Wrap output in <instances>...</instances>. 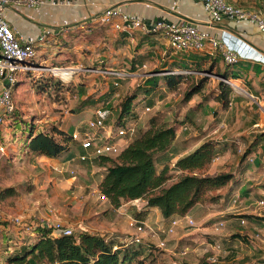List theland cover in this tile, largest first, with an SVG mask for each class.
Segmentation results:
<instances>
[{
  "label": "crops",
  "instance_id": "0c3cea01",
  "mask_svg": "<svg viewBox=\"0 0 264 264\" xmlns=\"http://www.w3.org/2000/svg\"><path fill=\"white\" fill-rule=\"evenodd\" d=\"M226 1L242 10L257 11L261 14L264 13V0ZM110 6H114L121 13L138 18L141 21L143 19L151 21L155 17H161L170 22V24H158L155 29H148L147 31L139 28L116 30L111 26H106L99 22L104 9ZM4 17L18 38L30 41L34 43L37 48L42 49L43 54L40 58H36L37 63L42 65L49 64L46 59H44L47 56L45 54L47 53V49H45L46 46L43 45H50L57 46L56 53H61L59 58L56 56L51 59L53 65L50 66L82 67L86 69L80 71L81 75L88 79H92L94 82L97 81V86L96 88H89V91L92 90V92H88L86 96L85 89L87 86L79 87V93L82 94L81 98L84 99L90 97L91 93H99L97 96L90 99L104 102L107 108L106 121L109 119L107 115L110 112V108L114 107L116 98L120 97V93L126 88L128 81L122 86L119 84L116 85V77L97 74L94 71H90L91 68L103 67L106 69L123 70L127 73L126 80L130 79L132 84L133 82H137L136 86L138 87L140 86L139 82L145 85L142 87V91L145 93L144 95L174 91L169 90L164 81V76L170 74V71H181L185 70L184 68H190L188 69V71H190L189 74H191L190 78L194 81L197 80V77L201 76L203 72L208 71V77H210L208 78V85L209 82L213 83V80L216 81V92L213 94V98L219 93V83L221 82L219 78L225 76L218 74V72H224L226 68V64H224L223 60L220 58L221 55L219 52H214L208 48L203 52L175 51L169 46L168 41L164 37V25L189 21L202 30L216 34L221 38L225 48L239 49L242 53L247 55L264 57V32H262L254 22L250 20L224 18L219 23L208 24L207 13L199 0H65L61 2L42 0L39 4L34 6L17 4L11 1L4 10ZM217 56H220V59L217 64L213 66V62L216 61ZM238 64L241 65V67L237 71L229 69L227 77H225L237 83V88L235 89L230 86L232 92L229 95V106L224 108L216 99L211 101L208 97V112H210L211 109L213 110L211 114L208 115L207 126L200 124L199 127L197 126V130H201L200 134H197L195 131V134L193 133L190 134V136H186V130L183 131L182 129H186L188 125L191 126L190 124L197 125V119L195 118L197 112L193 107L196 103L199 104L201 100L199 99L197 102H194L195 100L193 98L197 95L195 94L192 99L187 102V112H185L187 120L181 124L173 123L175 127V137L169 149L157 155V170H160L165 165L172 168L179 157L189 153L206 140L212 139L220 142H230L238 139L247 141L252 138V134L264 132V65L255 63L249 59H240ZM210 66H213L212 71L209 70ZM232 73L237 75L235 79L230 77ZM31 74L32 73H30V75ZM26 75L28 74H19L14 86L16 87ZM78 76H76V81L79 78ZM181 85L186 87V83H181L179 87ZM8 86L9 83L7 80L0 78V91ZM245 94H247V96ZM125 95L126 93L123 94L122 98ZM90 99H87L86 102ZM202 105L205 106L207 103H203ZM6 121H8V119ZM9 122L10 120L8 123ZM8 123L6 126H8ZM6 126L3 129L0 128V151L5 149L4 143L2 142L4 139L2 138L4 137L2 136L3 133H5L6 139L8 136H10V138L12 137L10 135L11 129ZM241 137H243V139H241ZM17 148L18 152L25 154V152L19 149L18 144ZM82 152L83 149L76 143H74L68 151V153L72 155V158ZM17 156L18 154L13 157V160H15ZM65 156L66 155H62L59 158L65 159V162L68 163L76 161L66 159ZM35 158L46 161L59 159L45 156H37ZM219 158L220 157L217 156L213 163H216ZM83 163L90 166V168L94 167L92 162ZM100 170L101 169L98 168V171ZM254 171L253 167L249 166L243 174H246V172L252 173ZM171 173L176 177L179 171L171 170ZM102 177L103 173L100 174L98 183ZM246 181H248V179ZM98 183L96 191L99 195ZM247 183L248 182H244L240 186L242 192L247 188ZM251 186L252 185H250V187ZM2 189H4V186H0V190ZM260 193L264 194V189H262ZM231 196L233 197V193ZM89 197L87 201L88 206L96 207L93 214L91 213L93 207L89 210L88 214L89 216L92 214L90 217L94 224L95 222L96 224L101 222L102 218H105V216L111 217V211L112 213H116L115 216L121 215L120 217H122L125 215L126 217H130L132 209H128V207L136 205L133 200L123 201L122 204L115 209L105 198L102 201L104 208L98 210L93 195ZM5 199L6 198H4V200ZM2 200L3 199H0V202H3ZM141 204H143V209L146 213L145 220L147 219L148 212L154 211L160 215L157 221L164 222L158 208H144L143 201H141ZM196 206L188 213L194 211ZM8 213L9 206L5 208L0 207V216L3 219L0 220V227L3 228L0 231V246L4 245L6 242H11L8 240L10 238V233L6 232L9 230L10 225L4 223V219H8V215H10ZM258 215L260 216L261 214H257V216ZM111 219H113L114 222L112 221L110 223H116V228H120L121 224H123L122 218L118 221L114 218ZM250 221L259 224V219L255 217L251 218ZM63 222L71 226L70 221ZM102 228L103 227L98 224L96 227H92L93 230L89 232L108 233L109 235L116 236L120 241L125 238L120 237L117 231L109 230L108 227H104L105 230H102ZM29 235L31 237L20 245L30 242L33 239L34 233H30ZM20 245L13 248H19ZM0 248L6 247L2 246ZM180 249L182 248H167L164 250L165 252L162 258L170 264L174 262L172 259L173 257L178 259L179 264H195L197 262V260H193L194 255L191 253L181 256ZM208 249L211 248H206L207 251ZM239 249L241 252L236 251V255L232 258L226 256V261L222 258L223 261H221V263L233 264L238 259L244 260L254 256H264V248ZM149 250V248L146 249V255L149 254ZM231 253H234V251L231 250ZM3 258L4 256H1L0 259L3 260L4 264H23L9 263L4 261Z\"/></svg>",
  "mask_w": 264,
  "mask_h": 264
},
{
  "label": "rangeland",
  "instance_id": "374dc122",
  "mask_svg": "<svg viewBox=\"0 0 264 264\" xmlns=\"http://www.w3.org/2000/svg\"><path fill=\"white\" fill-rule=\"evenodd\" d=\"M43 46H46L45 49H47V53H45L47 56L44 59L49 63V66L53 65L51 59L56 56L59 58L61 53H56L57 46ZM42 54V49L37 48L36 58H40ZM240 67L241 65L237 62L230 65L229 69L237 71ZM196 73L199 74L198 72ZM27 74L16 87L12 86L14 111L20 112V115L24 118L23 120L34 118V122L43 128L50 129L52 126H57L63 130L73 132L86 129V123L89 119L95 117L94 110L97 107L102 108L104 118L106 117L107 108L104 102L90 99L97 96L98 92L91 93V96L85 99L81 98L82 94L79 93V87L87 86L85 89L86 96L88 92H92V90L89 91V88H96L97 86V81L94 82L92 79L86 78L81 75V72L74 74L67 81H62L64 84H57V87L55 85H36L38 80H44V78L52 77L53 80H58L59 77L56 75L49 73L40 75H36V73ZM208 74V71L201 74L206 84L202 91L193 98L194 102L201 100L199 104L196 103L193 107L197 112V116H195L197 125L190 124L191 126L188 125L186 129H182L183 131L186 130V136L195 134V131L200 134L201 130H197V128L200 124L207 126L208 115L213 110L211 109L208 112V97L211 101L215 98H213V94L216 92V81L213 80L214 82H209L208 85V78H210ZM233 74L231 78L235 79L236 76L234 75L236 74ZM76 76L79 77V81H76ZM125 78H115L117 84L121 86L126 81L128 83L126 88L120 93V97L116 98L114 107L110 108V112L107 115L109 117L107 119L108 123L117 120L119 104L123 94L130 93L133 90H136L138 95L132 105L131 112L122 119V126L134 123L139 128L147 122L149 116L157 113H161V116L163 115L165 119L174 124H181L187 120L185 112H187L186 108L188 105L187 102L183 101L186 87L181 85L174 91L144 95L142 87L145 85L143 83L139 82L140 86L138 87L136 86L137 82L132 84L130 79L126 80ZM235 84L237 85V83ZM245 95L247 96V94ZM87 99L90 100L86 102ZM203 103H207V105L204 106L202 105ZM145 107H149L150 110L145 111ZM8 121L0 128L3 129ZM6 127L10 128L9 125ZM15 132L17 135L11 132L10 135L12 137L8 136L7 139L5 133H3L2 136L4 137L2 138L4 139L2 142L5 149L0 151V186H4V190L2 189L3 196L0 197L4 203L0 202V207L9 206L8 214L10 215H8V220L4 223L10 225L9 230L6 232L10 233L8 240L11 241L2 245L6 248H0V258L1 256H7L8 252H13L15 249L13 247H17L31 237L29 234L32 232H23L21 228L10 221L14 217L23 218V221L27 223L32 218H45L63 224H65L63 221H70V227L73 228L75 233L81 229L93 230L94 228L92 229V227H96L98 224L103 227L102 230L108 227L109 230L117 231L120 237H130L135 232L134 228L129 225V221L138 211L137 206H142L141 201H138L134 206L128 207V209H132L130 217L125 215L122 217H120L121 215L115 216L116 213H112L109 209L112 216H105L101 222L97 224L95 222L94 224L90 216L96 210V207L88 206L87 201L90 198L89 196L93 195L98 210L104 208L103 199L99 198L96 191L99 176L104 171L102 169L98 171L96 166L90 168L87 164L77 160L73 163L65 162L63 158L46 161L35 158L37 156L32 154L18 152L16 142L21 131L17 127ZM260 133L252 134V138L246 142L238 139L232 145L227 142L229 143L226 146L227 150L221 152L218 161L207 168L206 171L210 174H215L219 171H230L236 181L233 184L229 182L222 188L212 191L205 197V202L197 204L196 209L188 213L194 220V224L189 225L182 221V224L173 233L167 234L165 229L168 223L157 221L158 217H160L157 212H148L147 219H144V221L154 233L145 230L140 234L141 243L135 244L142 250L150 249L149 254H145L146 257L144 258L147 264H166L167 261L162 257L164 250L167 248H182L180 251L186 249L187 254L191 253L194 255L193 260H197L195 264L201 261L202 256H206L209 263L210 256L216 257L217 263L222 264V258L226 261V256H229V258L234 257L236 251L241 252L239 248H264V204H258L260 199L264 200V194L260 193L264 189V139L256 140L255 145H253L255 146L253 149L256 148L255 151L246 159L250 167H253L255 171L252 173L246 172V174L242 175L236 170L239 168L241 155L250 147L253 137L259 136ZM72 146L73 143L69 144V149ZM16 154L18 156L13 160ZM71 170L74 171L73 174L70 172ZM247 179L248 181H246ZM244 182L248 183L246 184L247 188L242 192L240 186ZM250 185L252 186L250 187ZM8 188L10 190L6 191ZM227 191L233 193V197L226 195L228 194ZM216 195L221 196L220 199L217 197L216 201H211V197ZM4 198L6 199L4 200ZM89 210L92 211L90 216L88 215ZM257 214L261 215L257 216ZM248 216L258 217L259 224L250 221L251 218ZM111 218L116 219V221L122 218L123 224H121L120 228H116V223H110L114 222ZM242 219L244 223L241 222ZM160 241L165 242L164 247L156 246ZM206 248L211 249L207 251ZM231 250L234 253H231ZM172 259L176 264H179L178 259L174 257ZM246 259H238L233 264H244L247 262V264H257L264 260V256H254ZM0 261V264H4L3 260L0 259Z\"/></svg>",
  "mask_w": 264,
  "mask_h": 264
},
{
  "label": "trees",
  "instance_id": "16d2710c",
  "mask_svg": "<svg viewBox=\"0 0 264 264\" xmlns=\"http://www.w3.org/2000/svg\"><path fill=\"white\" fill-rule=\"evenodd\" d=\"M219 57H216L213 66L220 58L222 59ZM213 66H210V71L213 70ZM229 66L226 65L225 71H220L218 74L227 77ZM234 76L237 77V75ZM190 77L191 74L172 73L164 76V81L169 90H175L181 83H186L183 101L188 102L195 94H199L206 84L202 76H198L195 81ZM60 83L64 84L61 80H53L50 77L38 80L36 85H55L57 87L56 85ZM231 92L232 88L229 85L220 82L219 93L214 99L227 108ZM136 98L135 90L121 99L116 122H121L131 112ZM22 117L17 111H13L7 116V119L10 120L8 125L11 132L17 135L15 132L17 127L21 131L20 136L17 137V144L21 151L49 158L66 155V159H72V155L68 153L69 144L76 143L72 139V132L57 126H52L50 129L43 128L34 122V118L23 120ZM174 137V124L165 119L163 115L161 116V113L153 114L149 116L143 126L137 127L134 136L119 154L98 156L92 160L94 166L104 171L98 188L113 208H118L123 201L137 199L145 203L144 208H158L164 222L167 223L173 216L185 215L197 204L205 202V197L212 191L222 188L229 182L233 184L236 181L230 171H219L215 174L206 171L214 159L221 152L227 150L226 146L229 144L212 139L204 141L189 153L179 157L172 168L165 165L157 170V155L169 149ZM258 139H264V133L254 137L250 147L241 155L239 168L236 169L240 174L249 168L250 165L246 159L255 151L256 148L253 149L255 147L253 145ZM234 142L236 140L230 141V145ZM171 170L179 171V174L174 177ZM3 190H0V197ZM8 190L10 188L6 189V191ZM227 193L226 195L230 196L232 194L230 191ZM217 197L220 199L221 196H212L211 201H216ZM145 214L142 207L134 214V217L144 220ZM257 219L259 218L257 217ZM1 229L3 228L0 227ZM31 232L34 233L33 239L20 245L19 248H15L13 252L7 253V256L3 258L6 262L147 264L144 260L146 250H142L135 244L124 245L116 236L108 233L89 232L81 229L76 233L73 230L72 234L68 235H54L52 228L42 225L32 227ZM198 264L218 263H209L204 256Z\"/></svg>",
  "mask_w": 264,
  "mask_h": 264
},
{
  "label": "built area",
  "instance_id": "2783aa9c",
  "mask_svg": "<svg viewBox=\"0 0 264 264\" xmlns=\"http://www.w3.org/2000/svg\"><path fill=\"white\" fill-rule=\"evenodd\" d=\"M13 1L17 4L34 6L42 0H0V78L7 80L9 86L0 91V127L6 123L7 116L14 111V103L12 100V86L17 82V77L21 73H36L40 75L49 73L59 77L61 81H67L72 76L82 70V67H63L48 66L36 62L37 47L34 43L18 38L14 30L9 26L5 17L4 10L6 6ZM61 2L65 0H53ZM207 13L208 24L221 22L224 18H235L238 20H250L254 22L258 28L264 32V13L257 11H246L235 7L226 0H199ZM99 22L106 26H111L116 30H126L130 28H139L147 31L148 28L138 18L121 13L116 7H106L100 16ZM164 37L168 41L169 46L175 51H197L203 52L206 48L217 51L222 57L224 64L232 65L240 59H249L255 63L264 65L263 56H251L242 53L239 49L225 48L224 44L216 34H212L200 29L197 25L189 21H182L177 24L164 25ZM57 70V71H55ZM65 71V72H62ZM100 75H110L116 78L126 77L127 73L123 70L106 69L103 67L91 68ZM172 73H185L190 71H170ZM219 80L226 85L237 88V85L231 79L220 77ZM117 85V83H116ZM149 107H145V111H149ZM95 117L86 123V129L83 131H73L72 139L83 149L82 153H78L71 160L79 162H92L98 156H115L128 144L134 136L137 126L131 123L122 126L121 122L108 123L104 118L102 108L97 107L94 110ZM72 174L73 170L70 171ZM100 199L105 197L100 193ZM138 203L139 200H133ZM145 204V203H144ZM260 205L264 204L263 200L259 201ZM137 206L138 210L143 207ZM0 220H3L0 216ZM7 221L8 219H4ZM10 221L29 233L33 226L42 225L53 229L54 235L72 234L73 228L61 222H55L45 218H32L28 223L23 218L14 217ZM185 221L189 225L194 224V220L188 214L182 216H173L168 222L165 232L171 234L177 227ZM244 223V220H241ZM129 225L134 228V233L130 237L124 238L121 242L124 245L141 243L140 234L145 230L154 233L144 220H138L135 217L130 218ZM222 225V223H220ZM1 231V230H0ZM165 242L160 241L157 247H164ZM216 249V248H215ZM219 250V248H217ZM186 249L180 251V255H186ZM210 263L217 262L216 257L209 258ZM176 264V262H172ZM257 264H264V260Z\"/></svg>",
  "mask_w": 264,
  "mask_h": 264
},
{
  "label": "water",
  "instance_id": "95a60500",
  "mask_svg": "<svg viewBox=\"0 0 264 264\" xmlns=\"http://www.w3.org/2000/svg\"><path fill=\"white\" fill-rule=\"evenodd\" d=\"M143 24L146 25V27L150 30L155 29L158 24H170L166 19H163L161 17H155L153 20H145L143 19L141 21Z\"/></svg>",
  "mask_w": 264,
  "mask_h": 264
}]
</instances>
